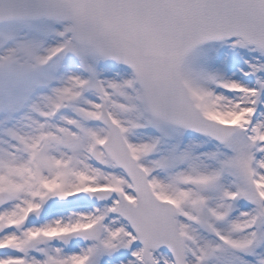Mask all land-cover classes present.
I'll return each instance as SVG.
<instances>
[{"label": "snow or ice", "instance_id": "6c2138e0", "mask_svg": "<svg viewBox=\"0 0 264 264\" xmlns=\"http://www.w3.org/2000/svg\"><path fill=\"white\" fill-rule=\"evenodd\" d=\"M0 264H264V0H0Z\"/></svg>", "mask_w": 264, "mask_h": 264}]
</instances>
